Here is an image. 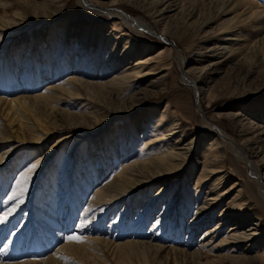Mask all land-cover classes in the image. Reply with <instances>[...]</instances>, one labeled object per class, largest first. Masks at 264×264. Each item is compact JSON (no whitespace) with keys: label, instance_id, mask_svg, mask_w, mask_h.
<instances>
[{"label":"rangeland","instance_id":"obj_1","mask_svg":"<svg viewBox=\"0 0 264 264\" xmlns=\"http://www.w3.org/2000/svg\"><path fill=\"white\" fill-rule=\"evenodd\" d=\"M28 1L31 0H0V20L6 21L1 29L4 36L0 39V73L5 75L8 64L11 63L15 69L25 71V59L17 61L11 55L12 47L19 46L16 44L17 39L36 43L39 34H46L45 41L49 48L46 63L49 65L54 60H61L57 69H53L57 77L43 81L36 91L17 90L6 96L0 89V96L9 99L27 95L26 103L23 104L25 107L18 105L20 109L17 105L10 109L6 101H0V156L8 157L11 162V167L0 166V201L6 205L4 208L14 209L18 205L17 199L24 200L17 208V228L13 226L7 231L9 239L18 242H12L13 247L5 245L10 248L9 252L18 250L17 256H22L16 260L6 258L3 262L47 259L66 242L65 236L72 234L83 218L85 223L105 225L107 231H115L116 234L124 231L126 234L120 235L116 244L134 239L167 247L158 251L152 250L154 248L147 251L148 245L117 249L112 243L94 242L90 250L80 248L75 253L76 256H67L64 260L55 262L56 264H246L242 260H250L249 264H264V149L257 158L262 159L263 166L258 168L257 161L250 159L258 168L254 170L253 163L246 157L248 151L243 147L245 138L264 135V19H257L253 23L246 19L243 22L245 15L248 17L249 14L244 13L241 6L233 12L221 14L219 8L225 4V0H179L182 3L179 4L184 5L186 12L189 11L192 15L183 17L178 28L174 23L159 27L154 22L144 6L152 0H140L137 7L130 2L132 0H52L46 4L49 6L50 3L52 6L48 8L45 5L47 10H36L37 6L35 9L33 6L28 7L33 3H27ZM257 1L260 4H257L254 11L264 14V0ZM23 2L28 5L21 7ZM5 3L9 8L3 9ZM113 10L122 19L117 18L112 13ZM180 11L181 8L168 14L180 17L184 10L181 11L182 14ZM166 22L169 23L168 19ZM228 25L235 26L232 27L235 30V35L232 36L236 40L226 44L224 40L230 33H223L222 30ZM86 32L91 40H88L85 47L78 45L79 38L82 39ZM89 33L93 35L92 38ZM63 34L67 38V44L59 52L58 41ZM112 41H115V45ZM126 45L131 46V49ZM219 46L221 49L216 50ZM222 46L227 49L222 51ZM93 51L92 59L87 65L84 63L85 57ZM201 51L207 52L206 56L198 59L197 54ZM125 57L127 58L123 59ZM43 58L41 55L27 63L28 72L37 68ZM213 60L221 61L214 65L219 67L217 72L209 70L210 61ZM143 61H149V64H142L144 68L141 75L144 72L149 74L138 80H131L134 72L138 71L131 66L141 65ZM115 65L118 68L111 69ZM74 66L86 70L83 71L84 80L90 84L77 86L82 99H74L76 101L68 107L66 102L70 100L72 90L65 92L61 88L65 86L63 82L67 78L75 76ZM43 69H47L46 66ZM101 69L107 71L102 72L103 75L98 78L94 77ZM127 73V78H121ZM199 75L204 77L200 83H195L190 78ZM31 80L32 76L28 83ZM49 86H56L60 90L58 94L68 99L52 105L44 97H32L43 93ZM84 102H89V107L81 108ZM87 109L92 112L88 113L89 116L81 114ZM162 115L169 120L165 128L176 131L172 142L183 136L182 143L192 149L183 165L174 168L160 167L140 178L141 182H132L124 189L128 196H124L117 208L113 209L116 210V213L112 212L113 215L110 210L104 209V204L96 208L95 213L93 211L88 215L85 209L94 198V192L111 183L125 165L144 160V156L150 154L149 150L142 149L153 137L151 130L158 127ZM83 118L91 122L87 123ZM12 121L23 123L24 128L15 132L17 125ZM101 140L104 143L101 148L108 144V149L114 153L112 160L120 157L121 153L113 168L102 176V181L98 178L104 169L102 161L96 163L97 156L91 159L95 153L89 148ZM74 144L78 145L73 147ZM117 144L119 146L116 147ZM121 146H125L122 151L125 152L124 155L119 149ZM262 146L264 147V143ZM37 147L42 149L39 154ZM215 151L219 160L212 163L211 154ZM48 152L50 155L45 158V164L52 162L57 171H63L66 175L72 172L75 174L79 170V178L82 177L84 186L85 183L95 181L96 175L99 183H95L84 199L78 202V216L69 223L72 226L71 232L66 234L68 228L65 222H68L66 218L72 213V206H59L58 212L60 209L64 212L59 217H56L57 213L52 206L55 213L50 218L46 208L41 209V215L34 214L36 218L30 223L38 230L36 236H33L32 227L30 230L25 226L22 229L21 223L26 220L30 225L27 218L37 212L28 209L38 190L36 180L31 183V188L27 186V196H20L10 203L4 201L10 195L19 174L37 159L48 155ZM79 178L76 177L77 180ZM5 186H8L6 190ZM131 198L130 206L125 211ZM39 208L36 206V209ZM49 209L51 210L50 207ZM201 211L204 213L200 215ZM222 211L227 216L233 212L240 213L236 214L234 222L225 224L217 232L202 239L205 231L219 223ZM120 213L122 214L118 215ZM248 215L249 221L241 231H256V227L258 232L255 237L247 242L232 243L229 240L230 243L216 246L224 238H228L226 234L236 220ZM196 216L202 217L203 224L195 230L196 224H189ZM112 222L113 230L108 228ZM54 224L64 227L60 230V235L57 232L55 234L58 235L59 242L37 256L42 246L47 247L53 243L50 235L56 229ZM191 228L194 241L190 244L187 241L192 237H188L187 231ZM22 235L25 237L24 242ZM80 236L108 238L105 234L98 235L95 232ZM176 236L179 240L174 244L161 240L162 237L168 239ZM47 239L50 242H46ZM205 242L209 244L202 248L201 243ZM213 246L216 248L212 250ZM127 251L132 256H125ZM32 252L34 256H30ZM39 264L54 263L50 261Z\"/></svg>","mask_w":264,"mask_h":264},{"label":"bare ground","instance_id":"obj_2","mask_svg":"<svg viewBox=\"0 0 264 264\" xmlns=\"http://www.w3.org/2000/svg\"><path fill=\"white\" fill-rule=\"evenodd\" d=\"M47 2H52V0H31V1L27 2V3H30V4L32 3L30 6L28 4H25L24 2L20 6L21 7H26V5H28V7L33 6L34 7L33 9H35V7L37 6L36 10H38V9H43L44 10L45 9V5L47 4ZM130 2H132L134 4V6L137 7L138 4H140L141 1L140 0H132ZM224 2H225V4H223ZM224 2H222L223 5L219 8L221 14L222 13L226 14V13L233 12V10H235L236 8H239L241 6V8L244 9L243 12L247 13V15L249 14L248 17L245 15L246 18L244 17L245 19L243 20V22L246 21V19L249 20V21L251 20V22L255 21L257 19H260V20L264 19V14H262L260 11H254L255 7H257V4H260V2H258L257 0L256 1H254V0H225ZM179 3H180L179 0H152V2H150L148 4L146 3V5H144V6H146L145 8L148 9L147 11H149V15L152 16L154 22L159 27L162 26L163 24H171V25H173V23H174L176 25V27L178 28L179 27L178 23L183 19V17L192 15L191 12H189V11L186 12L187 9L185 8L184 5H180L182 3H180V4ZM3 5H4L3 9L9 8V6H7L6 3L3 4ZM50 6H52L50 3H49V6L46 5V7H48V8ZM161 6H163V7H161ZM1 8H2V5H0V9ZM179 8H181V11L184 10L183 11L184 14H182L181 11H180L182 16H180V17L176 16L175 17L174 16L175 14L174 15L168 14V12H170L172 10L176 11ZM45 10H47V9H45ZM39 11H41V10H39ZM112 13L117 18L119 17V19H122L118 12L113 10ZM238 17L240 18V16H238ZM172 18H176V19L175 20H171ZM167 19H168L169 23L166 22ZM4 20H2V21L0 20V39L4 36V34H3L2 30H1L3 28V26L5 25L4 23L6 22ZM240 21H242V20H240ZM241 25H243V24H241ZM241 25H239V26L241 27ZM232 27H235V26L228 25L227 27L224 28L225 30H222L223 33H227V32L230 33V34H228V36L224 40L226 44H227V42H231V40H236V38H234L232 36V35H235V34H233L235 32V30H233ZM87 31H89V30H87ZM45 35L46 34H39V36L36 39V40H38L36 43L34 41L26 43L25 42L26 39H17L16 38L18 40L16 44H18L19 46L12 47L11 55H13V57L16 58L17 61H19V60L21 61L22 59H25L24 64H23L25 71H20L17 68L15 69L14 65L11 63V64H8L9 68L6 69L5 75L3 73H0V89H1V92L4 95L8 96V95H10V93L12 94L13 92H15L17 90H20L22 92H26L27 90L36 91L37 88H39L44 83L43 81H48V79H53L54 80V78L57 77V74L53 73V71H54L53 69H57L59 61L61 59L59 61L58 60H54L53 63H51V64L49 63V65L46 63V60L48 59V57L46 58V54H48L47 52H49V48H48V46L46 44V41H45L46 40V36ZM90 35H91V38H92L93 35L92 34H90ZM60 38L61 39H60V41H58V48H57L59 52H60V49H62V47H66V44H67V38L65 37V34H63ZM80 39L81 38H79V40H78V41H80L78 43V45H82L84 47L86 46L88 40L89 41L91 40L88 37V32L84 33V36L82 37L81 40ZM129 40H128V44H129ZM112 44L115 45V41H112ZM248 44H247V46H248ZM126 47H129L131 49V46L126 45ZM215 49L217 50V49H221V48L219 46L218 48H215ZM224 49H227V48L222 46V51ZM230 50L232 51V48ZM206 53L201 51L199 54H197V58L198 59L199 58L200 59L204 58L206 56ZM93 54H94V51L92 53H90L89 55H87L85 57V62L84 63H86L88 65L90 63V60L92 59ZM41 55L44 58L40 61L39 66H38L39 68L35 67L34 70L28 72V70H27L28 69L27 68L28 64L27 63H30V61H32V60H35V58H39V56H41ZM195 57H196V55H195ZM31 58H32V60H31ZM126 58L127 57H125L123 59H126ZM78 59H79V57L76 58L77 61H78ZM215 59H217V58H215ZM66 60L68 62L69 58L66 59ZM220 62L221 61H214V60L210 61V65H209L210 69L209 70L212 69L213 72L214 71L217 72L218 71L217 68H219V67L218 66H214V65H217ZM94 63H96V61ZM145 63L149 64V61L141 62L140 63L141 65L136 64V66H131L132 69H135V68L138 69V71L134 72L135 74L133 76V79H131V80H138L143 75L149 74L148 72H144V74L141 75V73H142L141 70L144 68V67H142V64H145ZM44 66H46L47 69H43ZM100 67H101V65H100ZM116 68H118V65L117 66L115 65L111 69L115 70ZM109 69H110V67L107 68V70H109ZM101 70L102 71H99V73L97 75H94V77L96 76L98 78V77L103 75L102 72L107 71V70H104V69H101ZM26 71H27V73H24ZM83 71H86V70L85 69L82 70V69H79L77 66H74L73 74H75V76H70L69 78L66 79V81L63 82L65 84V86H62L61 89H65V92H69L70 90H72L71 96H69L70 100H68V102H66V106H68V107H70L71 103L76 101L74 99H82V97L80 96L79 92L77 91V89H78L77 86H84V85H89L90 84L89 82L87 83V81L84 80L85 73ZM212 71H210V73ZM249 72H252V71H249ZM206 73L210 74L208 72H206ZM31 76H32V80H31V82L28 83L29 78ZM127 77H128V73L127 74H123L121 76V78H124V79L127 78ZM190 78L195 83H200L202 80H204V77H202L201 75L192 76ZM59 91L60 90H58L56 88V86L55 87H53V86L50 87L49 86L48 88H46V90H44L43 93H41V94L37 93V94L33 95L32 97H34L36 99L44 97L45 99L48 100L49 104H52V105L55 104L56 105V102L58 103V102H60L62 100L66 101V99H68V98L60 96L58 94ZM62 91H64V90H62ZM26 96L13 97L12 99H9L8 97H1L0 96V101H1V103L3 101L4 102L6 101L8 103V105H9L8 107L10 109L14 108V106H16V105L20 109L19 106L26 103ZM88 103L84 102L82 104L81 108H83L85 106H88L89 105ZM4 104H6V103H4ZM16 110H17V108H16ZM88 113L91 114L92 112H90V110L87 109V110H85L84 113L82 112L81 114H84V116H85V115H88ZM8 114H10V113H8ZM14 114H16V113L14 112ZM19 115L20 114H18V116ZM165 118L166 117H164V115L161 116V118L159 120L160 123L158 124V127L153 128V130H151L153 132V135H152L153 137L150 138L148 140V142L145 143V145H144V147L142 149V151L149 150L150 154L148 156H144L145 157V158L143 157L144 160L132 162L128 166L125 165V167H123L122 170L118 174H116V177L112 180L111 183L106 184L101 189H99L96 192H94L93 193L94 198H92L90 200L91 202L89 203L88 207L85 209V211L88 213V215H89V213H91L93 211H94L93 213H95L96 208L102 207L103 204L105 205L104 209L107 208V210L108 211L110 210L111 213L112 212L116 213V210L113 211V209L117 208V205L119 204V202H121V199L124 198V196L125 197L128 196L127 195L128 193H126L124 191V189L126 187H128L132 182L136 183V182L140 181V178L141 179L144 178L145 175L149 174L150 172H154V171L158 170L160 167H172V168H174L176 166L183 165L182 163L184 162V159L188 156V152H190L192 149H191L190 146L187 147V146H185V144H183L184 143V141H183L184 137L183 136H179L177 138V141H173L172 142V136H173L174 132H176V131L165 128V124L167 122H169V120L168 119L166 120ZM21 120H22V118H21ZM83 120L85 121V118H83ZM12 122L15 123L14 121H12ZM85 122L90 123L91 120H86ZM15 124L18 126V128H17V126H15V128H16L15 132H18V131H20V130H22L24 128L22 126L23 123H21V122H16ZM0 142H2V141H0ZM262 143H264V135L263 136H259V137L256 136V137H252V138L247 137V138H245V141L243 142V147H245L246 150L248 151V154L246 155L248 161L251 162L250 159H252V160L254 159L255 161H257L256 165L258 166V168L263 166V163L261 161L262 159L260 158V160H257V158L260 156L261 152L264 149V147L262 146ZM103 144H104L103 140H101L100 142H96V143L92 144V147L89 146V148H92L94 150V153H95L93 155V157H91V159L92 158H96V156H97L95 162L96 163H101V161H102L101 166H103L104 169L102 170V173L100 174V177H98V175H96V178L94 179L95 181H91V183H85V186L82 184V177L79 178L80 177V175H79L80 173L78 172L79 170L76 171L75 174H72L73 173L72 172L70 175H66L63 171H57V169L54 167L52 162H50L48 165H47V163L45 164V161H46L45 158L49 157V155H50L49 153L50 152H48L47 153L48 155L44 156L43 158H40V159L36 160V162H38V166H37L38 170L35 169V171L31 174L32 177H31L30 181L28 182L27 186H30V188H31V183H34L35 180H36V183L38 184V190L34 194V200H32L30 202V205L28 207V209L31 208V209H33L34 211H37V212L36 213L33 212L31 214V217L27 218L29 223L35 217L34 214H36L38 216L41 215V213H40L41 209L43 210V209L46 208L47 210H49V213L47 215L50 218L53 215V213H55L54 211H52V206H53L55 211H56V213H57V214H55V215H57L56 217H59L60 214H64V212H61L60 211L61 209L58 212V207L62 206V208H63L64 205H69L70 207L72 206V210H71L72 213H71L70 216L68 215L67 218H66L67 221H68V222H65L67 224L66 227L68 228V230L66 231V234L71 232L72 226H69V223L74 220L75 216H78V213H79L77 211L78 202H81L84 199L85 195H87L88 190L91 187H93V185L95 183H97V184L99 183L98 180H97V177L101 180L102 176L105 175L106 172L109 169L113 168V165L116 163V160L121 157V153H120V157L116 156L118 158H115L114 160H112L111 156H113L114 153L108 149L109 148L107 146L108 144H106L105 148H101V146ZM126 144H127V142H126ZM187 144H189V143H187ZM77 145L78 144H74L73 147H75ZM169 145H171V146H169ZM117 146H119V144H117L116 147ZM124 147L125 146H121L119 148L121 150V152L124 151ZM210 147H212V145ZM36 150H38V154H39L42 149L40 147H37ZM36 150L34 152H36ZM9 152L10 151H8L7 153H9ZM124 153L125 152H122L123 155H124ZM216 153L217 152L215 151L214 153L211 154L213 156L211 158L212 163H215L217 160H219V155H217L218 153L217 154ZM9 160L10 159L8 157L4 158V157L0 156V166L1 165H6L8 167H11V162H9ZM251 163H253V169L257 170L258 168L255 167L254 162L252 161ZM38 173H40L39 174L40 176L38 175L39 177L35 178V176ZM76 177H77V179L79 178V180H77ZM7 187L8 186H5V190H6ZM5 190H4V192H5ZM78 190H79V193H78ZM26 192L22 195V197L23 196H27ZM77 194H79V195H77ZM59 197H61V198H60V200L58 202L57 200H58ZM5 199H6L4 201L5 203H10V201L7 200V198H5ZM131 200H132V198L130 200H128V202L126 204V207L124 208L125 211L128 210L127 206H130V201ZM14 201H16V200H14ZM22 201H24V200L17 199L18 205L16 206V208L14 207V209H12V207L4 208L6 205L2 204V202L0 201L1 202L0 203V217H3L4 214L7 212V218L4 219L3 222H0V250H1V248L3 249V251L0 252V261L1 262H3L6 258H8L10 260H16V259L20 258V256H22V255H18L17 256L18 250H16V252H15L14 249H13L12 251L9 252L10 248H6L5 247V245H7V244H10L13 247L12 242H14L15 244H16V242H18V241H15L12 238L9 239V236L7 235L8 234L7 231L8 230L10 231L13 228V226H14V228H17V224L15 225V223L18 221L17 218H16V217H18V213H16V212H19L17 210V208L19 207V205H20V203ZM56 201L58 203H56ZM26 205H28V204H26ZM36 206H39L40 208L36 209ZM49 207L51 208V210L49 209ZM202 209H204L203 206H202ZM50 211H52V212H50ZM231 212H228V213H231ZM113 213H112V215H113ZM203 213L204 212L201 211L200 215L203 214ZM237 213H240V212L239 211L238 212H233L232 214L227 216L225 211H222L219 214V219H218L219 223H216V225L212 226L207 232L205 231V234H203L202 239H205V236H207L208 234H211L212 232H217L225 224L230 223L231 221L234 222L235 218L237 217L236 216ZM121 214L122 213H120L118 215H121ZM14 218H16V220ZM201 218H202L201 216L194 217L191 220L192 222L189 224V226L191 224H196V226L194 227V229L196 230V227L199 228L198 226L203 224L202 221H201ZM38 219H40V218L38 217ZM103 219L105 220V217ZM248 219H249V215L245 216V217H242V219L239 218L238 220H236L234 225H231L229 231L226 234L228 238H224L222 240V242L219 245H216V246L219 247L220 245H223V244H226V243H230V242H228L229 240H232L233 241L232 243H234V242L238 243V242H241V241L247 242V241L251 240L253 237H255L257 235L256 232H258V229L256 227H255L256 231H252V230H249L248 232L241 231V228H243V227H245L247 225V223L249 221ZM199 221H201V222H199ZM41 224H44V223L42 222ZM156 225H157V223H155L154 226H156ZM254 225L257 226L258 224H254ZM24 226H25V228L29 227V230L32 227L31 230H33L32 232H34L33 236H36V231L38 229L36 230V228L34 227L33 223H30V225H28L26 223V220H23V222L21 223V228L24 227ZM77 226L78 227L74 231L79 232V233H77L79 235H81V234L89 235V234L95 232L98 235H100V234L104 235L105 234L109 239L108 238H104L103 239V238L89 237L88 236V238H84L83 237L84 238V242L83 243L68 242L65 239L64 241H66V242L64 244H62L59 248H57L54 251V253L52 255H49L47 257V259H45V260H43V259L42 260L41 259H38V260L37 259L27 260L26 259V260L18 261V262H3V263H0V264H39V263H47V262H50V261L52 263L56 264L55 262H59V260H61V259L64 260L67 256L68 257L69 256L72 257V255L76 256L75 253H77V251L80 248H82V249L85 248V251L86 250L87 251L90 250V248H92V244H94V242H95V244H96V242H103V243L107 242L108 244L112 243V245H115V247L117 249H123L125 246L134 247V245H138V246L142 247L143 245H148L147 248H146L147 251H148V249L151 250L152 248H154L152 250L158 251L160 249L162 250V248L167 247V245L158 246V245L152 243L151 241L146 243V242H141L140 240H134V239H133V241H126V242H122V243L116 244L115 242H116L117 238L120 235L124 236L126 234L124 231L116 234L115 231H111V232L107 231L105 229V227H104L105 225L97 226L95 224H90V223L88 224L87 222L85 223L83 221V218L80 219V221L78 222ZM121 226H123V225L121 224ZM53 227L56 228V229H54L53 235H50V237L52 238V241L54 240L53 243L47 245V247L42 246L41 249H40V253L38 252L39 254H37V256L41 255L42 253H45L47 249L52 248L53 244L55 245L56 243L59 242L58 241L59 240L58 235H60L59 234L60 230H62L64 227L63 226H59V225H55V224L53 225ZM113 227H114V224L112 222L111 224H109L108 228L109 229L111 228L113 230ZM250 229H254V228H250ZM122 230H124V229H122ZM191 230H192V228L187 231L188 237H190V238L192 237L191 239H189V241H187L188 243L190 242V244H191V242L194 241L193 236L191 235V233L193 231H191ZM56 232L58 233V235H55ZM136 233H138V232H136ZM135 235L139 236V234H135ZM33 236H32V238H33ZM140 236H142V235L140 234ZM156 237H157V235H156ZM21 238H22V241L24 242L25 241V237L22 235ZM51 238H50V240H51ZM48 239L46 240V242H50V241H48ZM161 240H165L164 242H170L169 244H174L176 241L179 240V237H177V236L173 237V238L169 237L168 239L166 237H162ZM208 244H209V242H205V244L201 243V247L202 248H206V246ZM40 245H42V244H40ZM81 245H84V246L86 245V247H83ZM32 247H34V245H32ZM214 248H216V247L213 246L212 250ZM23 249H25V247ZM243 249H245V248H243ZM232 251H235V249H233ZM244 251L245 250H243V252ZM133 252L135 253V249L133 250ZM27 255H29V252H27ZM34 255L35 254L33 252L30 254V256H34ZM125 256L129 257V256H132V255H131L130 252L127 251V252H125ZM262 256H264V254ZM229 258H232V256H229ZM242 262L246 263V264H249L250 260H242Z\"/></svg>","mask_w":264,"mask_h":264},{"label":"snow or ice","instance_id":"obj_3","mask_svg":"<svg viewBox=\"0 0 264 264\" xmlns=\"http://www.w3.org/2000/svg\"><path fill=\"white\" fill-rule=\"evenodd\" d=\"M38 166V162L32 163L24 171H22L15 181V185L11 190L10 195H8L7 200H16L18 197L22 196L27 191L28 182L31 179V174L35 171ZM7 218V212L3 217H0V222H3ZM82 227V226H81ZM68 242L83 243L84 238L77 234L75 231L65 237Z\"/></svg>","mask_w":264,"mask_h":264}]
</instances>
